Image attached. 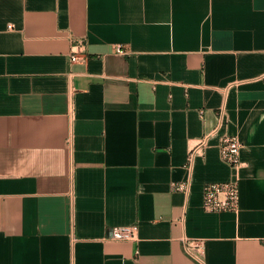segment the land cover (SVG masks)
Returning a JSON list of instances; mask_svg holds the SVG:
<instances>
[{
	"label": "crops",
	"instance_id": "1",
	"mask_svg": "<svg viewBox=\"0 0 264 264\" xmlns=\"http://www.w3.org/2000/svg\"><path fill=\"white\" fill-rule=\"evenodd\" d=\"M263 239L264 0H0V264H264Z\"/></svg>",
	"mask_w": 264,
	"mask_h": 264
},
{
	"label": "built area",
	"instance_id": "2",
	"mask_svg": "<svg viewBox=\"0 0 264 264\" xmlns=\"http://www.w3.org/2000/svg\"><path fill=\"white\" fill-rule=\"evenodd\" d=\"M118 53H123V50L116 48ZM77 56L72 54L71 60L75 61ZM223 120V111L220 112L218 117V123L221 124ZM209 136V135H208ZM205 136L201 139V142L196 144L188 153V164L192 163L194 154L201 150V147L205 145L208 139ZM242 143L236 135H223L219 140V154L221 159L228 165L238 168L241 166L240 161V149ZM173 190L183 191L188 193L190 189V180L174 183L172 185ZM239 204V187L237 180L233 181H223V182H209L203 187V198H202V208L208 212H224L232 211L236 212L238 210ZM138 238V227L136 224L122 225V226H112L109 228L108 235L106 239L114 241H135ZM193 242L185 243V250L189 253V246ZM264 244V239H263ZM196 246L199 249L203 248V241H197ZM203 264V260L200 259Z\"/></svg>",
	"mask_w": 264,
	"mask_h": 264
}]
</instances>
